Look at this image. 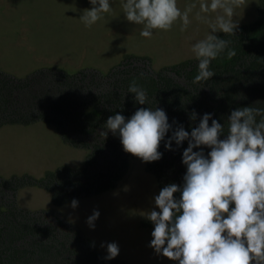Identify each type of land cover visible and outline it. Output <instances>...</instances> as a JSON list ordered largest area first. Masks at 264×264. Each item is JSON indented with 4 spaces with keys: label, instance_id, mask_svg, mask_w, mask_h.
Here are the masks:
<instances>
[{
    "label": "trees",
    "instance_id": "1",
    "mask_svg": "<svg viewBox=\"0 0 264 264\" xmlns=\"http://www.w3.org/2000/svg\"><path fill=\"white\" fill-rule=\"evenodd\" d=\"M257 13V19L238 27L234 36L218 35L232 41L236 55L214 60L210 67L216 75L207 82L193 83L196 59L153 71L147 68L146 57L134 55L124 56L106 74L45 68L18 79L0 72V127L43 122L55 127L65 145L86 151L78 169L62 166L40 178L0 177V264H126L97 254L93 244L55 210L18 208L17 191L43 189L60 207L71 199L114 189L127 173L128 160L140 159L123 150L118 135L98 134L116 113L130 118L140 107L156 106L165 110L169 123L183 124L190 131L204 113H212L223 125L235 108L264 103V0H258ZM134 78L147 90L148 105L136 104L134 94L125 95ZM192 111L197 113L195 122L189 119ZM172 147L173 151L165 150L162 141L158 149L162 158L146 163L160 190L169 183L181 185L186 172L182 153L187 142Z\"/></svg>",
    "mask_w": 264,
    "mask_h": 264
},
{
    "label": "clouds",
    "instance_id": "2",
    "mask_svg": "<svg viewBox=\"0 0 264 264\" xmlns=\"http://www.w3.org/2000/svg\"><path fill=\"white\" fill-rule=\"evenodd\" d=\"M89 3L92 7L79 18L88 28L113 11L115 0ZM242 3L191 0L181 9L178 0H119L124 18L138 26L144 38L169 31L177 22L181 32L193 19L207 24L205 36L191 45L197 60L194 84L216 75L210 65L218 57L236 55L232 41L217 33L234 36L238 28L234 17ZM128 93L134 94L136 104L148 105L147 90L135 78ZM262 104L235 108L223 125L212 113H204L190 131L183 124L169 123L165 110L156 106L140 107L130 118L120 113L108 117L98 134L118 135L123 150L145 163L162 158L158 150L162 141L168 151L174 150L173 143L180 148L187 142L182 184L165 185L153 198L154 208L141 213L154 226L149 247L157 256L177 264H264V106H258ZM189 119L195 122L197 113L192 111ZM78 203L73 199L71 208ZM99 216L94 209L87 218L90 229H95ZM101 247H106L105 260L119 255L116 242H102Z\"/></svg>",
    "mask_w": 264,
    "mask_h": 264
},
{
    "label": "rangeland",
    "instance_id": "3",
    "mask_svg": "<svg viewBox=\"0 0 264 264\" xmlns=\"http://www.w3.org/2000/svg\"><path fill=\"white\" fill-rule=\"evenodd\" d=\"M190 2L178 0V6L183 9ZM91 7L89 0H0V72L20 79L58 59L56 69L65 73L95 70L106 74L126 55L146 57L147 68L157 71L196 59L191 45L208 31L207 24L193 19L184 32L177 22L171 30L161 31L150 39L141 37L139 27L124 18L119 0H115L113 11L105 14V19L88 28L79 18ZM257 7L258 0H243L234 17L238 27L257 19ZM61 57L70 61L64 62ZM55 130L51 125L1 132L0 177L8 179L28 174L40 178L45 172L62 166L82 167L86 151L65 146L56 137ZM159 191L146 163L129 159L127 173L114 189L89 198H77L76 209L71 208L70 202L62 212L55 208L29 211L55 210L103 258L107 253L101 243L116 242L120 251L113 260L126 264H177L157 256L149 247L154 226L141 215L154 208L153 198ZM21 201L29 206L51 204L50 197L36 192H24ZM94 209L99 210L100 216L93 230L86 220Z\"/></svg>",
    "mask_w": 264,
    "mask_h": 264
},
{
    "label": "crops",
    "instance_id": "4",
    "mask_svg": "<svg viewBox=\"0 0 264 264\" xmlns=\"http://www.w3.org/2000/svg\"><path fill=\"white\" fill-rule=\"evenodd\" d=\"M26 29V28H25ZM31 50H33L32 51V53L34 54L36 51H35V49H32L31 48ZM35 55H37L38 56V54L37 53H35ZM51 59H54V58H51ZM61 59H62V61H64V62H68V61H70V59L69 58H63V57H61ZM56 62H49L48 64H47V66H46V68H58V64H57V61H58V59H54ZM93 66H95V65H93ZM33 126H51V125H49V124H45V123H43V122H37V123H33V124H30V125H27V126H23V125H5V126H2V127H0V133L1 132H3L4 130H11V129H14V128H20V129H27V128H31V127H33ZM53 127V126H52ZM7 128V129H6ZM9 132H11V131H9ZM55 132H56V130H55ZM57 134V133H56ZM56 137L58 138V139H60L59 138V136H58V134L56 135ZM62 142V141H61ZM61 144H63V143H61ZM65 146H67V145H65ZM67 147H69V146H67ZM69 148H71V147H69ZM72 149H74V148H72ZM77 150H79V149H77ZM81 151H84V150H81ZM24 192H36V193H42V194H45L47 197H50V195L45 191V190H43V189H40V188H36V187H25V188H21V189H19L18 191H17V193H16V195H15V200H16V204H17V206L20 208V209H23V210H39V209H53V208H55V210H61V212H62V210L64 209V207L67 205V204H69L71 201H69V202H67V203H65L64 205H62V206H60V207H55L53 204H52V201H51V197H50V202H51V204L49 205V204H44V206L43 205H41V204H31L30 206L29 205H27V203L26 202H22L21 201V194H23Z\"/></svg>",
    "mask_w": 264,
    "mask_h": 264
}]
</instances>
